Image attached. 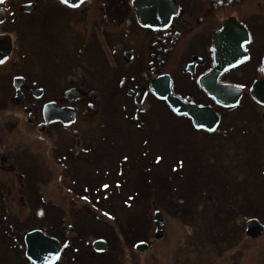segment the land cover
<instances>
[{
	"label": "rangeland",
	"instance_id": "1",
	"mask_svg": "<svg viewBox=\"0 0 264 264\" xmlns=\"http://www.w3.org/2000/svg\"><path fill=\"white\" fill-rule=\"evenodd\" d=\"M261 5L254 3V10L264 11V1ZM61 34L58 26L38 30L35 25L28 38L39 44L59 41ZM108 38L92 36L83 43L110 70L122 66L114 53L123 43ZM98 91L93 127L82 132L76 148H83L67 160V171L56 159L73 144L65 135L50 142L36 129L30 137L15 132L23 144L4 147L16 172L9 173L8 182L0 172V264H34L24 241L30 229L59 241L62 252L55 264L84 263L87 253L93 258L96 238L107 242V250L90 264H118L122 243L134 229L137 239L149 240L143 216L155 208L167 217L168 235L145 255L149 260L156 253L153 264H264V232L245 239L240 226L246 214L264 223V105L246 97L221 111L219 132L209 133L175 115L161 99L148 98L138 111L124 88ZM4 124L0 120V129ZM71 224L85 237L80 246L65 247L66 236L74 233L67 231Z\"/></svg>",
	"mask_w": 264,
	"mask_h": 264
},
{
	"label": "flooded vegetation",
	"instance_id": "2",
	"mask_svg": "<svg viewBox=\"0 0 264 264\" xmlns=\"http://www.w3.org/2000/svg\"><path fill=\"white\" fill-rule=\"evenodd\" d=\"M263 1L176 0L177 15L161 29L140 25L131 0H97L95 5H88L90 0H86L73 7L60 0H2L0 120L5 126L0 129V172L3 180L8 182L9 173L16 172L4 154V147L21 146V139H14L13 134L30 137L29 131L33 133L34 129L40 138L50 142H57L58 134L73 140L67 151H58L56 155L61 168L64 166L63 170L67 171V160L75 150L83 148H76L80 146L82 132L93 127L90 116L99 111L98 90L103 87L124 88L127 97L135 103L133 109L140 111L135 100L142 107L148 98L157 99L150 91V84L160 77H168L174 95L197 106H209L218 113L219 127L225 118L221 111L230 107L217 105L199 85L200 78L215 67V58L222 52H231L228 41H215L214 48L213 36L225 20L234 18L250 37V43L242 41L241 44V55L245 52L246 58L217 79L219 84L241 91L238 102L241 104L246 97L251 98L250 87L264 80V11L254 10L253 6L255 3L262 8ZM35 25L38 30L58 26L62 31L59 41L32 43L28 35ZM94 28L97 29L95 35ZM108 35L123 43L114 53L121 56L122 66L110 70L100 66L93 57L92 47L83 43L92 41V36L96 41H108ZM235 42L237 46L240 41ZM102 61L104 63L103 58ZM49 103L73 108L75 119L69 125L59 121L46 123L43 110ZM13 110H17L16 118L12 117ZM260 118L263 120L262 116ZM158 210L152 209L151 215L143 216L149 224V240L137 239L139 229H134L122 243L118 264L156 261V253L149 260L146 257L155 249V243L164 241L168 235L167 217L159 210L163 233L160 238L154 236L153 214ZM243 218L240 224L245 231L248 215ZM68 237L72 244L75 236L71 233ZM245 237L256 238L247 234ZM140 246L143 250L138 249Z\"/></svg>",
	"mask_w": 264,
	"mask_h": 264
},
{
	"label": "water",
	"instance_id": "3",
	"mask_svg": "<svg viewBox=\"0 0 264 264\" xmlns=\"http://www.w3.org/2000/svg\"><path fill=\"white\" fill-rule=\"evenodd\" d=\"M61 1V0H60ZM86 0H82L84 2ZM81 0H68L64 3L68 6L79 5ZM137 21L142 26L151 28H165L173 17L178 13V5L175 0H131ZM248 33L243 26L229 18L223 22V26L218 30L212 40L228 41L231 52H222L215 58V67L204 74L199 81L201 89L212 98L217 105L222 107H232L237 105L241 97V91L231 85L219 84L218 77L229 68L240 64L246 57L241 55L238 46L240 42L248 40ZM235 41L238 42L236 46ZM238 50V53H234ZM152 94L166 102L170 110L177 116H186L191 120L193 127L197 130H204L209 133L215 131L219 124V115L209 106H197L184 102L175 96L170 88L168 77H160L150 84ZM251 98L261 105H264V80L255 82L249 89ZM136 102H139L136 100ZM44 117L46 123L59 121L64 125H69L75 119L73 108L59 107L56 103H49L44 106ZM202 125V127H201ZM153 225L155 227L154 236H162L163 219L161 212L155 211L153 214ZM71 231L73 228L68 227ZM263 229L260 221L251 217L246 221V233L255 237ZM27 257L34 264H55L61 254L62 246L56 238L50 237L40 229H32L24 234ZM37 241L45 242L46 251H38L35 247ZM95 252L102 253L106 249V242L96 239L92 242ZM143 250V246L138 248ZM47 257V259L45 258Z\"/></svg>",
	"mask_w": 264,
	"mask_h": 264
},
{
	"label": "snow or ice",
	"instance_id": "4",
	"mask_svg": "<svg viewBox=\"0 0 264 264\" xmlns=\"http://www.w3.org/2000/svg\"><path fill=\"white\" fill-rule=\"evenodd\" d=\"M0 2H2V0H0ZM61 2L67 3L68 0H61ZM81 2H82V0H81ZM73 6H76V5H73ZM245 43H250V37L248 40L245 41ZM240 46L243 47V45H240ZM245 50H247V49H245ZM0 63H2V61H0ZM233 106H235V105H233ZM201 127H202V125H201ZM125 159H127V158H125ZM160 159H161L160 157H157V162H159ZM104 187L107 188L108 185H104ZM82 199H87V197H82ZM105 215H108V214L105 213ZM35 247L37 248L38 251H46L47 250L45 247V242H43V241H37L35 244ZM65 247H67V245H65ZM45 258L47 259V257H45Z\"/></svg>",
	"mask_w": 264,
	"mask_h": 264
},
{
	"label": "trees",
	"instance_id": "5",
	"mask_svg": "<svg viewBox=\"0 0 264 264\" xmlns=\"http://www.w3.org/2000/svg\"><path fill=\"white\" fill-rule=\"evenodd\" d=\"M62 164V163H61ZM62 169V168H61ZM62 171H63V169H62ZM258 217V216H257ZM242 219H244L243 217H242ZM245 220V219H244ZM72 225V224H71ZM73 226V225H72ZM240 226H241V224H240ZM75 226H73V229L75 230V228H74ZM85 237H83L82 238V240L84 239ZM128 238H129V236L127 237V238H125L124 240H128ZM75 244H77V245H79V242L77 241V242H75ZM80 246V245H79ZM90 253H87L86 255H87V257H86V259H87V261L86 262H84V263H80V264H90V262L94 259V257H99V255L100 254H97V253H95L94 251L93 252H91V254H94L95 256L92 258V257H89L88 255H89ZM231 264H238L237 262H235V261H232L231 262Z\"/></svg>",
	"mask_w": 264,
	"mask_h": 264
},
{
	"label": "bare ground",
	"instance_id": "6",
	"mask_svg": "<svg viewBox=\"0 0 264 264\" xmlns=\"http://www.w3.org/2000/svg\"><path fill=\"white\" fill-rule=\"evenodd\" d=\"M176 1V0H175Z\"/></svg>",
	"mask_w": 264,
	"mask_h": 264
}]
</instances>
